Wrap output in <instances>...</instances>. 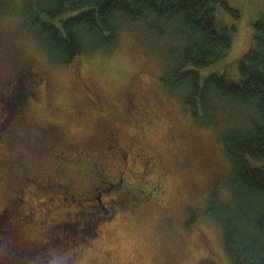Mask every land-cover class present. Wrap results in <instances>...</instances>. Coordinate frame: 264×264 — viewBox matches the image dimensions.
Wrapping results in <instances>:
<instances>
[{
  "label": "rangeland",
  "instance_id": "1",
  "mask_svg": "<svg viewBox=\"0 0 264 264\" xmlns=\"http://www.w3.org/2000/svg\"><path fill=\"white\" fill-rule=\"evenodd\" d=\"M26 1L11 0V10L0 19V86L21 65L31 61L45 79L40 88L45 101L37 107L36 117L20 124L24 105H28V101L22 102L28 88L26 78L22 79L15 100L9 98L7 90L2 93L0 264H204L209 258L217 264H231L220 229L204 210L215 190L221 201L231 197V167L218 139L222 128L197 125L180 97L164 90L161 78L171 61L167 48L150 44L135 31L127 30L113 52L81 54L68 65L55 64L23 28L20 14ZM228 2L240 10V18L222 8L217 10V18L219 25H236L233 46L221 60L198 69L202 82L212 73H225L240 82L239 62L254 43L253 23L264 11V0ZM70 14L46 17L60 26ZM76 78L80 86L85 83L97 93L102 115L96 111L81 115L90 101ZM147 106L156 113L154 125L137 127L131 115L137 117L134 112H143L142 107ZM38 121L61 125L65 145L73 152L110 155L120 149L122 140L127 144L134 142L133 151L126 153L125 160L112 159L111 166L125 168L130 175L128 168L134 171L136 167L132 154L135 152L141 160L139 167H147L145 176L152 175L153 165L158 168L163 192L136 212L128 209L113 221L94 225L93 218L82 215L60 221L65 211L79 209L70 197L61 202L62 197L52 193L49 186L35 189L27 183L25 191L21 188L23 171L48 176L62 159L51 148ZM110 129H116L122 138L115 147L108 139ZM66 167L71 171L77 168L72 162ZM190 209L201 215L188 226ZM45 233L46 242L41 247L29 245L26 252L19 251L18 240H39ZM14 243L18 248L11 247Z\"/></svg>",
  "mask_w": 264,
  "mask_h": 264
},
{
  "label": "trees",
  "instance_id": "2",
  "mask_svg": "<svg viewBox=\"0 0 264 264\" xmlns=\"http://www.w3.org/2000/svg\"><path fill=\"white\" fill-rule=\"evenodd\" d=\"M11 8V0H0V19ZM219 8L241 16L228 0H27L20 17L25 32L55 64L113 52L127 30L167 48L171 61L161 78L164 90L180 97L197 125L222 128L218 139L231 167L230 199L221 201L213 191L205 214L219 227L231 264H264V11L253 23V46L239 62L240 82L225 73L202 82L198 69L221 60L233 46L236 25H219ZM65 13L71 14L60 26L47 19ZM23 96L26 103L39 95L28 86ZM113 214L98 216L103 221ZM198 215L190 209L187 225Z\"/></svg>",
  "mask_w": 264,
  "mask_h": 264
},
{
  "label": "flooded vegetation",
  "instance_id": "3",
  "mask_svg": "<svg viewBox=\"0 0 264 264\" xmlns=\"http://www.w3.org/2000/svg\"><path fill=\"white\" fill-rule=\"evenodd\" d=\"M79 76V74H77ZM76 76V77H77ZM27 80V85L33 87L34 92L39 95L37 99H30L28 105H24L22 111V118L20 124H24L36 117L37 107L42 105L45 101V93L41 92L45 84V79L41 73L35 68L31 61L25 62L17 70H15L8 79L3 82L0 86V102L3 100L2 93L6 90L9 93V98L16 97L20 93L21 81L22 79ZM78 78V77H77ZM76 78V80H77ZM77 84L88 96L90 106L81 110V115L90 114L91 111H96L99 115H102L103 108L101 107V102L97 98V93L95 91H90L88 87L83 83L80 86L78 80ZM132 100V99H131ZM130 100V101H131ZM143 112L136 110L134 115H131V119L137 123V127L150 128L154 125L156 120V113L151 107H142ZM20 114V113H19ZM18 114V115H19ZM17 115V116H18ZM77 112V116L81 117ZM17 120V119H16ZM38 126L40 130L43 131L49 140L51 148L57 150V154L62 156L59 160L57 167L48 176H40L35 174H30L28 171H23L24 184L22 185V191H25V185L27 183H32L34 188H44L49 186V190L56 194L58 197H62L61 202L66 201L69 197L74 203L77 204L79 209L75 211L67 210L60 216V221L68 222L72 218H78L80 215L86 217V219L91 220L93 218L94 225H97L102 221L101 216H98V211H102V216H107L108 212H112L113 217L111 219L104 220H115L126 210H131L136 212L144 206L145 202L157 199L158 194L163 192V180L159 177L158 168L153 169L152 175L145 176L147 169L146 165L139 167L140 157L135 152L132 153L135 158V170L128 168L130 170V175L127 174L125 168L113 169L110 161L112 159H118L122 157L125 160L126 153L128 151L132 152L134 148V142H123L119 132L116 129H110V134L108 139L115 144L122 140L120 149L107 155L103 152H98L96 154L87 153V151H74L69 149L64 142L65 130L59 124L55 122L42 123L38 121ZM9 139V137H8ZM118 140V142H117ZM120 140V141H119ZM107 149V146H106ZM74 163L77 167L76 170H69L66 167L67 163ZM131 165V162H130ZM17 166L14 165L16 170ZM147 168V167H146ZM102 185V187H100ZM140 198L141 201L136 202V199ZM22 199V198H21ZM104 203L109 206L106 209ZM100 207V208H97ZM81 207H84L81 209ZM88 213V215H87ZM104 216V217H105ZM52 231V230H51ZM50 231V232H51ZM39 237V240H33L30 242H21L18 240L17 244L11 245L13 248L20 249L19 251L26 252V246H39L46 242L44 237H47L46 233ZM23 246V247H22ZM210 260H214L209 258ZM207 259V260H209ZM215 261V260H214ZM94 264H105L99 263L97 261Z\"/></svg>",
  "mask_w": 264,
  "mask_h": 264
}]
</instances>
